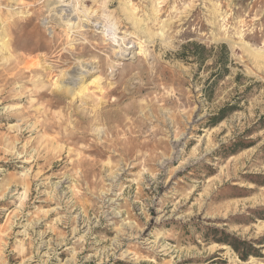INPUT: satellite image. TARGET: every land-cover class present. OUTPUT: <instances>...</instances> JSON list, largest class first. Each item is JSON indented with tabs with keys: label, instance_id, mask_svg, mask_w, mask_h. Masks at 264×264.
<instances>
[{
	"label": "rangeland",
	"instance_id": "rangeland-1",
	"mask_svg": "<svg viewBox=\"0 0 264 264\" xmlns=\"http://www.w3.org/2000/svg\"><path fill=\"white\" fill-rule=\"evenodd\" d=\"M48 3L0 0V264H264V0H73L134 41L113 75Z\"/></svg>",
	"mask_w": 264,
	"mask_h": 264
},
{
	"label": "bare ground",
	"instance_id": "bare-ground-1",
	"mask_svg": "<svg viewBox=\"0 0 264 264\" xmlns=\"http://www.w3.org/2000/svg\"><path fill=\"white\" fill-rule=\"evenodd\" d=\"M44 1L49 2L47 22L51 23L56 30L63 32V34L65 35L66 43L71 48L73 47L70 41L74 39L72 38V36H83V31L85 30L86 26H92L94 30H96V32L101 34L103 43L105 45L108 44L112 47L113 55L115 58H117L116 60L110 61L109 63L108 71L111 75H113V72L116 71L119 59L124 58L126 56H130L133 58V56L135 55L134 49L136 45L134 44V41L131 40V36L117 32V29L115 28V23L114 26H112V24L109 25L105 23H100V21H97L95 18H92V14L90 15V13L87 12L89 9H82V11H78V8H76V6L74 5L73 0ZM80 38H82L83 41H80L79 43L84 44L88 42L85 36ZM68 42L70 43L68 44ZM9 44L10 43L6 38V34H3V36L0 35V51H7ZM63 48V51L65 52L67 47L65 46ZM32 64L40 65L41 68L48 69V67L44 63H41V61L37 58L33 62H31V65ZM92 65L93 63H90V61L84 59L82 56L73 57V60L69 65H66L65 67H62L60 69L59 76L57 77V80L54 85L55 90L59 94L65 95V98L67 96L71 99H81L88 86L97 83L96 77L95 75H93Z\"/></svg>",
	"mask_w": 264,
	"mask_h": 264
},
{
	"label": "trees",
	"instance_id": "trees-1",
	"mask_svg": "<svg viewBox=\"0 0 264 264\" xmlns=\"http://www.w3.org/2000/svg\"><path fill=\"white\" fill-rule=\"evenodd\" d=\"M189 45H194L195 47H198V48H200L201 50H204L205 48H204V46H202V45H199V44H195V43H193V44H188V45H186V46H189ZM222 47H225L224 45H222ZM216 74V72L215 73H213V75H215ZM225 109H226V107H223V108H221L219 111H220V113H223L224 111H225ZM228 110H233L232 108H229ZM223 117V115H221V117L219 118V119H221Z\"/></svg>",
	"mask_w": 264,
	"mask_h": 264
}]
</instances>
